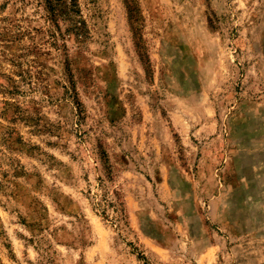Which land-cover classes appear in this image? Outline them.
I'll return each mask as SVG.
<instances>
[{
	"label": "rangeland",
	"instance_id": "obj_1",
	"mask_svg": "<svg viewBox=\"0 0 264 264\" xmlns=\"http://www.w3.org/2000/svg\"><path fill=\"white\" fill-rule=\"evenodd\" d=\"M75 1L0 0V264H264V0Z\"/></svg>",
	"mask_w": 264,
	"mask_h": 264
},
{
	"label": "crops",
	"instance_id": "obj_2",
	"mask_svg": "<svg viewBox=\"0 0 264 264\" xmlns=\"http://www.w3.org/2000/svg\"><path fill=\"white\" fill-rule=\"evenodd\" d=\"M157 153V152H156ZM148 167L151 169L153 168V170H156V173H154L153 176V181L150 182L151 185L153 186H157L158 189L160 190V194L162 193V195L167 196L168 190L166 188H169V176H170V164L166 163V162H161L159 161L157 163V165L155 163L152 164H148ZM196 170H194L195 173H192V180H195L196 177V182L199 183V179L205 176V165L204 164H196L195 165ZM186 168V167H185ZM193 169V168H192ZM214 170H218V169H214ZM208 171V170H207ZM206 171V172H207ZM213 172V170H212ZM211 172V173H212ZM214 173V172H213ZM246 185V180H243V178H239L238 176V180L234 183L235 188L238 189L240 187H243ZM222 186H226V182H222ZM170 192V190H169ZM171 193V192H170ZM170 196V195H169ZM260 200V204L264 209V195L262 197H254ZM123 206H124V211L126 213V220H127V224L130 226V228L132 230H134V233L136 234V236L138 237L139 241L143 242V246L146 248V250H144V252L149 251L152 252V243L149 240V235L144 231V229L142 228V225L140 223L139 217H138V213H137V203H138V199H137V194L135 192L132 191H126V193H124L123 195ZM162 201L165 202H169L171 200H168V198H161ZM166 221V219H165ZM171 224V222H170ZM177 225V223H176ZM168 230V229H166ZM157 248V247H156ZM260 249L261 251H264V246H261ZM219 249L218 246H215L214 244H208L206 245V247H204L203 249H201L197 255V264H212V258L214 257V252ZM164 250V247H163ZM263 255V253H262ZM92 264H99L96 263L95 261Z\"/></svg>",
	"mask_w": 264,
	"mask_h": 264
},
{
	"label": "trees",
	"instance_id": "obj_3",
	"mask_svg": "<svg viewBox=\"0 0 264 264\" xmlns=\"http://www.w3.org/2000/svg\"><path fill=\"white\" fill-rule=\"evenodd\" d=\"M61 0H56L57 3H59ZM63 3L68 6V8L74 7L76 5L75 0H63Z\"/></svg>",
	"mask_w": 264,
	"mask_h": 264
}]
</instances>
